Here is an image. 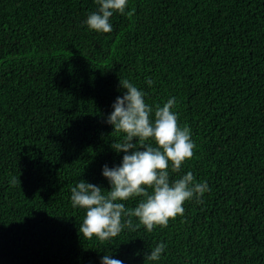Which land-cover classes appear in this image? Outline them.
I'll return each instance as SVG.
<instances>
[{"label": "trees", "instance_id": "obj_1", "mask_svg": "<svg viewBox=\"0 0 264 264\" xmlns=\"http://www.w3.org/2000/svg\"><path fill=\"white\" fill-rule=\"evenodd\" d=\"M98 8L0 0V264H100L109 252L125 264H264V0H129L110 33L85 24ZM125 81L154 108L175 97L196 147L171 176L191 171L209 191L167 226L128 217L102 242L79 235L71 188L110 189L102 168L120 164L122 134L105 119ZM161 242V259L145 261Z\"/></svg>", "mask_w": 264, "mask_h": 264}, {"label": "clouds", "instance_id": "obj_2", "mask_svg": "<svg viewBox=\"0 0 264 264\" xmlns=\"http://www.w3.org/2000/svg\"><path fill=\"white\" fill-rule=\"evenodd\" d=\"M129 0H98L99 8L91 13L85 24L96 33H110L114 13L124 14ZM154 82L147 78V84ZM122 96H117L105 123L117 133L120 141L111 147L123 154L119 165L105 164L102 176L110 189L79 180L71 188V203L83 209L85 215L78 226L79 235L87 239L109 241L124 229L131 228L135 217L147 231L156 226H167L171 219L184 214L183 205L189 200L199 201L209 191L207 181L197 182L191 171L173 179L171 172H179L190 160L196 147L191 130L181 126L174 111L175 97L155 108L146 102V93L125 81ZM171 169V171H170ZM137 199L134 208L126 202ZM166 245L153 247L145 261L156 262L162 257ZM100 264H125L110 252Z\"/></svg>", "mask_w": 264, "mask_h": 264}]
</instances>
